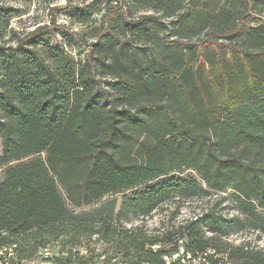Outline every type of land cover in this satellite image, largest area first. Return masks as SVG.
Wrapping results in <instances>:
<instances>
[{
    "label": "trees",
    "instance_id": "1",
    "mask_svg": "<svg viewBox=\"0 0 264 264\" xmlns=\"http://www.w3.org/2000/svg\"><path fill=\"white\" fill-rule=\"evenodd\" d=\"M82 1L78 22L103 11V26L77 60L45 25L16 28L20 9L0 0V264L44 251L52 264H162L176 238L264 264V251L223 242L264 234V22L249 13L264 0ZM226 192L231 218L216 211ZM215 194L195 219L143 224Z\"/></svg>",
    "mask_w": 264,
    "mask_h": 264
},
{
    "label": "rangeland",
    "instance_id": "2",
    "mask_svg": "<svg viewBox=\"0 0 264 264\" xmlns=\"http://www.w3.org/2000/svg\"><path fill=\"white\" fill-rule=\"evenodd\" d=\"M5 3L12 5L13 7L20 9L22 16L15 19L13 25L25 31H31L39 25H45L47 31L53 34L52 43L60 45L62 49L72 55L75 59H83V56L88 53L90 46L94 43L93 35L96 30H99L103 26L101 15L103 13H95L91 16L90 20L81 23L78 22L74 13L76 8L81 9L89 2H83L82 0H51L50 4L45 3L43 0H3ZM238 1V0H237ZM245 1V0H242ZM252 1V0H247ZM224 0L221 1V3ZM239 2V1H238ZM122 5V4H121ZM101 9L104 7L100 6ZM262 10L258 5L255 9H250L249 13L253 19L264 22V18L257 13ZM263 11V10H262ZM264 12V11H263ZM257 21L252 22L248 27L256 25ZM223 40H220V43ZM110 78L103 79V83H107ZM1 150V145H0ZM8 166L0 168V179L3 171ZM188 172L179 174L181 176L186 175ZM178 175V174H176ZM61 193L64 192L60 188ZM229 192L220 194L224 200L217 206L216 211L221 213L226 218H231L236 214L233 207V203L228 196ZM116 198L119 201L120 194L109 195L104 200ZM218 198V194L211 195L205 199H194L190 201H171L164 206V211H156L150 217L144 220L143 224L150 232H163V230L172 226H178L184 223L186 220H191L195 215H198L202 211L210 209L215 200ZM104 200L97 202L96 204L85 206L82 208H74L66 201V205L70 211L75 213H81L92 210L101 205ZM175 206H180L179 214L171 219V212L174 211ZM195 219V218H193ZM141 223L132 219L130 223H126V228L138 226ZM209 235V232H206ZM223 242L228 243L232 247H237L241 244H247L249 249L264 251V234H257L250 231L248 228L240 232H232L223 238ZM107 247L106 244L100 243L97 245V252H103ZM245 249H247L245 247ZM156 251V250H155ZM189 251V250H187ZM49 255L45 256L44 253H40L34 260L25 262L23 264H52L45 262V258L51 257L53 253L48 251ZM190 252V251H189Z\"/></svg>",
    "mask_w": 264,
    "mask_h": 264
},
{
    "label": "bare ground",
    "instance_id": "3",
    "mask_svg": "<svg viewBox=\"0 0 264 264\" xmlns=\"http://www.w3.org/2000/svg\"><path fill=\"white\" fill-rule=\"evenodd\" d=\"M186 241H183V249H178V258L185 259L186 261H202V263H210V264H225V260H232V264H240L239 261L230 257L227 252L221 253L213 248H208L200 253H191L187 251L185 247ZM177 244V238L174 239V243ZM169 247V246H168ZM160 246H155V250H159ZM154 251V246L152 247ZM146 264V263H145Z\"/></svg>",
    "mask_w": 264,
    "mask_h": 264
},
{
    "label": "built area",
    "instance_id": "4",
    "mask_svg": "<svg viewBox=\"0 0 264 264\" xmlns=\"http://www.w3.org/2000/svg\"><path fill=\"white\" fill-rule=\"evenodd\" d=\"M184 238H177V244H171L169 247H166V251L161 257L162 264H210L202 263V261H186L185 259L178 258V249H183ZM154 252L155 246H154ZM45 256L49 255L48 251L43 252ZM234 258V257H233ZM145 264V263H142ZM225 264H232V260H225Z\"/></svg>",
    "mask_w": 264,
    "mask_h": 264
}]
</instances>
